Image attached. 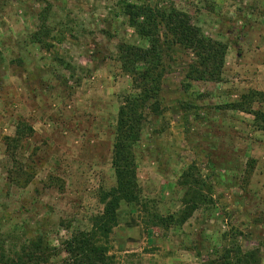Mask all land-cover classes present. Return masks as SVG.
I'll list each match as a JSON object with an SVG mask.
<instances>
[{"label": "rangeland", "instance_id": "374dc122", "mask_svg": "<svg viewBox=\"0 0 264 264\" xmlns=\"http://www.w3.org/2000/svg\"><path fill=\"white\" fill-rule=\"evenodd\" d=\"M126 1L175 7L229 50L222 82L191 81L195 54L161 29L162 113L148 116L135 148L147 211L122 204L113 264H205L237 247L259 249L264 264L263 125L224 108L264 94V0H0L1 241L21 249L42 236L61 248L102 214L101 195L116 185L119 108L138 78L123 70L118 46L149 45L124 17ZM252 109L264 111V97ZM20 121L35 131L19 153L34 175L25 188L7 179L4 145ZM186 171L208 204L181 228L148 227L154 215L180 212Z\"/></svg>", "mask_w": 264, "mask_h": 264}, {"label": "trees", "instance_id": "16d2710c", "mask_svg": "<svg viewBox=\"0 0 264 264\" xmlns=\"http://www.w3.org/2000/svg\"><path fill=\"white\" fill-rule=\"evenodd\" d=\"M122 11L129 26L149 45L147 48L126 43L118 46V61L123 70L138 78L134 88L136 93L125 96L119 108L112 158L116 185L101 195L104 210L100 216L93 219L89 230L73 231L70 237L62 242L61 248L52 247L42 236L30 240L21 249L0 239V264H113L110 237L119 224L118 212L122 204L143 207L147 211L138 183L135 148L142 140L148 116L159 117L162 113L160 93L165 74L163 53L159 47L162 28L177 45L195 54L197 61L190 68L187 77L189 80L222 82L229 47L221 41L207 37L193 24L190 15L175 7H153L128 1L123 3ZM263 97V93L251 92L243 96L240 102L226 105L224 108L252 114L263 125L264 130V111L252 109V104ZM34 134V128L29 123L20 121L15 135L4 139L12 164L8 169L7 179L12 186L25 188L34 180V175L19 158L20 151L24 149V142ZM191 178V173L186 171L178 181L179 186L185 190L180 212L167 217L154 215L149 218L148 227L164 231H170L174 227L181 228L198 210L208 204V195L199 187V183ZM2 236L0 234V237ZM62 254H65V257L60 259ZM261 263L259 249L244 251L241 247L226 248L217 259L205 262Z\"/></svg>", "mask_w": 264, "mask_h": 264}]
</instances>
